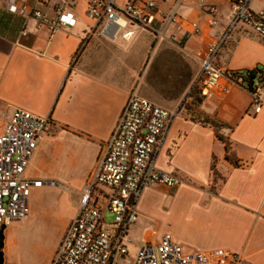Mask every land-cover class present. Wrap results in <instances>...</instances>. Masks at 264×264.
Wrapping results in <instances>:
<instances>
[{"label":"crops","instance_id":"1","mask_svg":"<svg viewBox=\"0 0 264 264\" xmlns=\"http://www.w3.org/2000/svg\"><path fill=\"white\" fill-rule=\"evenodd\" d=\"M64 1L46 0L37 7L53 21ZM127 1L143 5L148 0H118ZM154 2V25H159L160 12L176 3L181 19L180 25L168 26V38L159 42L154 31L138 26L129 28L134 31L130 38L124 36L125 29L115 37L105 35L87 16L86 0H77L68 9L75 24L55 31L0 3V119L8 120L18 108L49 118L25 176L61 183L32 189L30 216L36 207L33 193L60 188L63 196L72 187L74 197L65 196L69 214L60 245L104 145L136 90L160 106L178 109L156 165L176 174L181 183L143 190L129 246L139 250L170 233L187 252L229 248L240 257L239 264H264V107L249 113L252 94L234 85L224 90L225 79L210 96L201 93L197 57L229 25V0ZM253 5L264 11L262 0H253ZM211 6L217 8L216 25L211 24ZM194 23L204 31L202 38L189 36ZM216 63L224 71L264 66V37L237 23L228 31ZM13 223L4 229L6 239Z\"/></svg>","mask_w":264,"mask_h":264},{"label":"built area","instance_id":"2","mask_svg":"<svg viewBox=\"0 0 264 264\" xmlns=\"http://www.w3.org/2000/svg\"><path fill=\"white\" fill-rule=\"evenodd\" d=\"M77 0L58 4L57 19L51 21L35 0H0L12 13L33 16L40 24L47 23L52 31L72 26L76 19L69 7ZM87 16L101 26L102 32L115 37L125 29L130 38L131 26L154 31L156 41L168 38L166 30L172 23L180 25L178 4L160 12L159 25H154V0L143 5L132 1L86 0ZM264 2V0H262ZM205 9V4L202 5ZM230 23L218 39L211 42L198 61L201 64V93L210 96L227 80L224 90L240 86L252 94L249 113L256 114L264 107V66L245 70L224 71L216 56L224 45L228 31L237 23L250 26L264 37V11L254 7L253 0H229ZM212 25L218 23L217 8L209 7ZM26 35L27 31L24 30ZM203 37L199 23L192 25L189 36ZM174 41L175 37L170 36ZM178 109H169L141 97L134 90L125 105L118 124L105 143L98 165L84 187L77 214L70 224L50 264H119L118 258L129 254L130 228L139 215L136 211L143 190L154 184L178 186L181 179L157 167L156 158ZM49 118L18 108L8 120L0 119V230L3 225L23 221L30 215V197L34 187H59L55 179H30L25 172L48 129ZM111 215L109 221L107 216ZM240 257L229 248L209 252H187L170 233L159 242L143 244L133 264H239Z\"/></svg>","mask_w":264,"mask_h":264},{"label":"rangeland","instance_id":"3","mask_svg":"<svg viewBox=\"0 0 264 264\" xmlns=\"http://www.w3.org/2000/svg\"><path fill=\"white\" fill-rule=\"evenodd\" d=\"M59 190L60 188H43L33 193L32 200L36 204L33 214L23 221L14 222L10 227L11 235L4 239L5 264L50 263L69 214L68 198L65 196L69 195L70 199L75 194L72 187L66 188L63 196ZM107 219L110 221L112 216L108 215ZM137 253L138 250L130 245L129 254L118 258L119 264H133Z\"/></svg>","mask_w":264,"mask_h":264},{"label":"water","instance_id":"4","mask_svg":"<svg viewBox=\"0 0 264 264\" xmlns=\"http://www.w3.org/2000/svg\"><path fill=\"white\" fill-rule=\"evenodd\" d=\"M5 227H6V225H3L1 230H0V264H2V262H4L3 247H4V239H5V235H4Z\"/></svg>","mask_w":264,"mask_h":264},{"label":"flooded vegetation","instance_id":"5","mask_svg":"<svg viewBox=\"0 0 264 264\" xmlns=\"http://www.w3.org/2000/svg\"><path fill=\"white\" fill-rule=\"evenodd\" d=\"M2 264H5V262H2Z\"/></svg>","mask_w":264,"mask_h":264}]
</instances>
